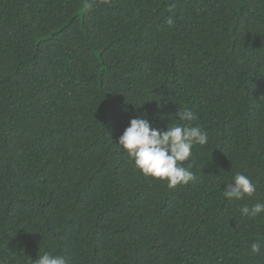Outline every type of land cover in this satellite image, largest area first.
Here are the masks:
<instances>
[{"label":"trees","instance_id":"16d2710c","mask_svg":"<svg viewBox=\"0 0 264 264\" xmlns=\"http://www.w3.org/2000/svg\"><path fill=\"white\" fill-rule=\"evenodd\" d=\"M179 109L208 143L170 189L117 143ZM237 173L257 191L228 200ZM257 202L264 0H0V264H264Z\"/></svg>","mask_w":264,"mask_h":264},{"label":"clouds","instance_id":"9594fccd","mask_svg":"<svg viewBox=\"0 0 264 264\" xmlns=\"http://www.w3.org/2000/svg\"><path fill=\"white\" fill-rule=\"evenodd\" d=\"M185 123L170 124L167 130L154 127L147 116L138 115L129 121L123 133L118 138L120 146L129 158L134 161L135 167L143 175L167 182L170 189L188 185L196 179L190 161L192 149L196 145L204 146L208 143L207 133L199 124L195 112L189 109H179L175 114ZM257 191V183L243 173H237L232 182L225 185L223 196L228 200H243L251 197ZM239 211L248 218H255L264 214V203L254 205L244 204ZM261 243H253V254L261 252ZM29 264H68L61 255L45 252Z\"/></svg>","mask_w":264,"mask_h":264}]
</instances>
